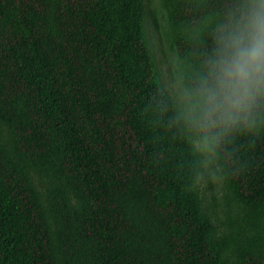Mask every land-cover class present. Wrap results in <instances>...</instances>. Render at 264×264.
<instances>
[{
	"label": "trees",
	"instance_id": "trees-1",
	"mask_svg": "<svg viewBox=\"0 0 264 264\" xmlns=\"http://www.w3.org/2000/svg\"><path fill=\"white\" fill-rule=\"evenodd\" d=\"M157 2L0 0V264H264V133L191 191L152 108L157 45L192 60L220 0Z\"/></svg>",
	"mask_w": 264,
	"mask_h": 264
},
{
	"label": "clouds",
	"instance_id": "clouds-1",
	"mask_svg": "<svg viewBox=\"0 0 264 264\" xmlns=\"http://www.w3.org/2000/svg\"><path fill=\"white\" fill-rule=\"evenodd\" d=\"M189 39L192 60L157 45L152 108L192 158L189 190L215 194L224 146L264 133V0H220Z\"/></svg>",
	"mask_w": 264,
	"mask_h": 264
},
{
	"label": "rangeland",
	"instance_id": "rangeland-1",
	"mask_svg": "<svg viewBox=\"0 0 264 264\" xmlns=\"http://www.w3.org/2000/svg\"><path fill=\"white\" fill-rule=\"evenodd\" d=\"M158 0H154V2H155V5H157L158 4V2H157ZM158 19L161 21V17H160V13L158 14ZM155 36V34H153V37ZM153 43H154V45H155V40L153 41Z\"/></svg>",
	"mask_w": 264,
	"mask_h": 264
}]
</instances>
